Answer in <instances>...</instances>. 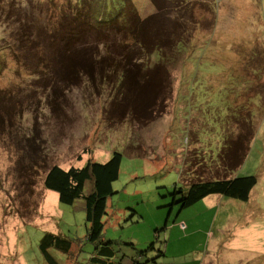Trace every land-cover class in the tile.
Returning <instances> with one entry per match:
<instances>
[{
    "label": "rangeland",
    "instance_id": "rangeland-1",
    "mask_svg": "<svg viewBox=\"0 0 264 264\" xmlns=\"http://www.w3.org/2000/svg\"><path fill=\"white\" fill-rule=\"evenodd\" d=\"M149 46L166 55L145 68ZM86 52L114 54V69L97 66L92 82ZM247 128L226 173L219 154ZM113 152L103 237L119 256L154 242L148 257L165 255L149 264H264V0H0V264H48L46 231L74 240L51 249L61 264H86V212L44 178ZM196 175L258 182L247 201L169 206L167 189Z\"/></svg>",
    "mask_w": 264,
    "mask_h": 264
},
{
    "label": "trees",
    "instance_id": "trees-1",
    "mask_svg": "<svg viewBox=\"0 0 264 264\" xmlns=\"http://www.w3.org/2000/svg\"><path fill=\"white\" fill-rule=\"evenodd\" d=\"M139 40L137 38V42ZM154 44L156 46L159 45L157 43ZM149 47L144 49L145 68L152 66L151 61L153 58L156 59L155 63L158 60H162L161 63H163L166 55L162 52H157V47ZM87 52L83 57L82 65L83 71L88 74L92 82L96 79L97 66L105 65L106 62L109 69H114L116 64L114 54H110L109 59L104 56L101 60H97L92 55L87 56L89 55ZM90 52L92 53V51ZM175 56L174 54L172 55L173 60ZM106 72L107 74L109 73L108 70ZM253 135V129H248L245 132L242 130L238 136L232 137L230 135L226 139L225 146L219 154L221 165L226 173L241 165L248 148L247 145ZM121 161L122 154L113 152L111 157L105 162L88 160L82 167L71 166L67 169L53 164L46 172L44 187L57 192L60 202L70 205L80 203L86 212V221L89 224L86 240L95 244L94 251L86 264H149L157 262L160 256L165 255L163 250H159V254L156 257H148L147 252L155 248L154 242H151L146 249H137L134 243L128 242L136 251L131 255L125 253L119 256V250L114 245L116 241L103 237L104 217L108 213V198L115 193L113 184L119 178ZM182 179L183 185L178 186L175 184L172 190L167 189L166 191L165 195L172 197V202L169 206L178 204L181 208H185L211 194L247 201L258 182L256 175L221 176L217 178H204L196 175L195 177H183ZM73 242L74 240L66 235L46 231L39 242V249L48 264H61L54 257L51 249L55 248L61 252L69 253ZM144 257L147 260H144ZM126 258L129 262H126Z\"/></svg>",
    "mask_w": 264,
    "mask_h": 264
}]
</instances>
